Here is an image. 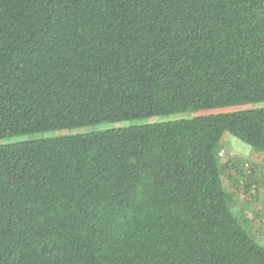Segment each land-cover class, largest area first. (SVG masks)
<instances>
[{
  "label": "trees",
  "instance_id": "1",
  "mask_svg": "<svg viewBox=\"0 0 264 264\" xmlns=\"http://www.w3.org/2000/svg\"><path fill=\"white\" fill-rule=\"evenodd\" d=\"M263 103L264 0H0V264H264Z\"/></svg>",
  "mask_w": 264,
  "mask_h": 264
},
{
  "label": "rangeland",
  "instance_id": "2",
  "mask_svg": "<svg viewBox=\"0 0 264 264\" xmlns=\"http://www.w3.org/2000/svg\"><path fill=\"white\" fill-rule=\"evenodd\" d=\"M264 104V103H263ZM262 104H258L257 106H260ZM264 106V105H262ZM240 107H230V108H224V109H217V110H212V111H207L205 113L210 114V113H214V112H218V113H224V112H230V111H236L239 110ZM196 113L191 114L188 112H184V113H179V114H173L171 116L168 117H162V118H151L147 121L144 122H155L158 120H186L189 119L191 117H193ZM201 113H197V115H199ZM57 133H47L44 134L45 136H52V135H56ZM38 135H35L33 137H36ZM20 140V138L18 137H14V138H10V139H5L2 140V142H11V141H17ZM222 160L225 161L227 158H230L231 160L237 161V159L243 160L242 158H246L249 161H257L255 160L256 156L258 157V161H260L259 163L264 166V156L263 154H260L258 152H256L255 150H253L250 146L242 143L241 141L237 140L236 138L230 136L227 134V136H225L223 138V142H222V149L220 151ZM255 157V158H254ZM261 198H259L258 201H252L250 203L251 206V210L250 212L252 214H254L258 209H261L262 212H264V193H261ZM263 229V228H262ZM262 229H256L255 231L252 232L253 236L259 240L262 237ZM264 241H262V243L260 242L261 245H264L263 243Z\"/></svg>",
  "mask_w": 264,
  "mask_h": 264
},
{
  "label": "crops",
  "instance_id": "3",
  "mask_svg": "<svg viewBox=\"0 0 264 264\" xmlns=\"http://www.w3.org/2000/svg\"><path fill=\"white\" fill-rule=\"evenodd\" d=\"M255 158V157H254ZM255 160H257L256 162H260V161H258V157L256 156V158H255ZM260 164V163H259ZM249 198V197H248ZM259 198H261V195H259ZM251 199V198H250Z\"/></svg>",
  "mask_w": 264,
  "mask_h": 264
}]
</instances>
